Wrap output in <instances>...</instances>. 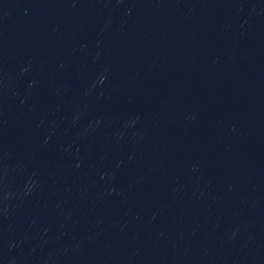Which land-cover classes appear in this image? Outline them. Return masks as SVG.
<instances>
[{
	"label": "water",
	"instance_id": "water-1",
	"mask_svg": "<svg viewBox=\"0 0 264 264\" xmlns=\"http://www.w3.org/2000/svg\"><path fill=\"white\" fill-rule=\"evenodd\" d=\"M0 264H264V0H0Z\"/></svg>",
	"mask_w": 264,
	"mask_h": 264
}]
</instances>
